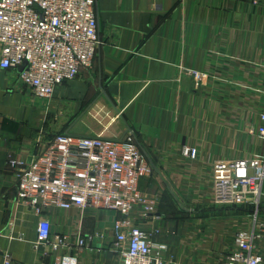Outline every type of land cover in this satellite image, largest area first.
Instances as JSON below:
<instances>
[{"label": "crops", "instance_id": "obj_1", "mask_svg": "<svg viewBox=\"0 0 264 264\" xmlns=\"http://www.w3.org/2000/svg\"><path fill=\"white\" fill-rule=\"evenodd\" d=\"M95 15L92 67L50 100L19 82L22 68H0V264L5 255L9 264H56L67 255L77 264H118L113 215L104 211L45 210L52 236L104 238L78 253L35 248L40 218L16 201L8 160L28 162L40 132L133 133L152 170L139 189L159 200L157 219L137 226L159 231L152 239L166 246L167 260L222 264L242 230L257 235L264 253V183L258 204L219 207L211 181L216 162L264 156V140L250 132L264 114V0H95ZM183 146L197 149L196 160L181 156Z\"/></svg>", "mask_w": 264, "mask_h": 264}, {"label": "built area", "instance_id": "obj_2", "mask_svg": "<svg viewBox=\"0 0 264 264\" xmlns=\"http://www.w3.org/2000/svg\"><path fill=\"white\" fill-rule=\"evenodd\" d=\"M98 47L95 0H0V68H22L19 82L34 98L53 97L56 87L91 68ZM194 78L197 74L191 73ZM251 133L264 140V114ZM183 158L194 161L197 149L181 147ZM17 174L16 201L39 217L35 248L52 252L92 247L103 234H51L45 210L104 211L113 215L114 252L118 264H175L167 260L166 246L137 226L156 220L157 196L140 191L139 182L152 170L134 135L121 139L77 137L67 133L37 136L28 162L8 160ZM213 204L237 207L258 204L264 183V156L221 161L212 166ZM264 231V225L259 224ZM54 239H53V238ZM257 235L242 230L233 238V250L222 264H264ZM53 240V241H52ZM4 264L10 257L5 255ZM75 257L57 256L56 264H77Z\"/></svg>", "mask_w": 264, "mask_h": 264}, {"label": "rangeland", "instance_id": "obj_3", "mask_svg": "<svg viewBox=\"0 0 264 264\" xmlns=\"http://www.w3.org/2000/svg\"><path fill=\"white\" fill-rule=\"evenodd\" d=\"M251 209H252L251 207H248V208H247V210H249V211H250ZM250 212H251V211H250ZM251 213H252V212H251ZM251 213H250V214H251ZM171 235L175 237V235H173V234H171ZM171 235H170V236H171ZM170 236H169V237H170ZM164 241H165V242L167 241L166 238L164 239ZM170 249H171V251H169V252H170V254H172V253L175 251V250H174V247H171ZM228 253H229V251H225V252L222 254L221 258H222V257L224 258ZM223 258H222V259H223Z\"/></svg>", "mask_w": 264, "mask_h": 264}]
</instances>
